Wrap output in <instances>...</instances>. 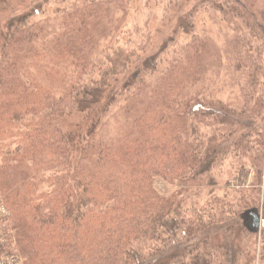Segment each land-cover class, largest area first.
<instances>
[{
	"label": "trees",
	"instance_id": "16d2710c",
	"mask_svg": "<svg viewBox=\"0 0 264 264\" xmlns=\"http://www.w3.org/2000/svg\"><path fill=\"white\" fill-rule=\"evenodd\" d=\"M137 1L0 9V264H237L258 239L264 263V2L175 0L189 23L202 9L229 26L237 105L192 89L209 70L206 36L181 43L177 29L149 57L140 18L107 28L103 8L134 18ZM120 94L123 132L103 138ZM225 163L233 195L183 194L219 182ZM157 179L183 190L162 193Z\"/></svg>",
	"mask_w": 264,
	"mask_h": 264
},
{
	"label": "rangeland",
	"instance_id": "374dc122",
	"mask_svg": "<svg viewBox=\"0 0 264 264\" xmlns=\"http://www.w3.org/2000/svg\"><path fill=\"white\" fill-rule=\"evenodd\" d=\"M16 0H8V2L0 4V9L4 6L11 9L13 6L15 7L14 12L21 13L30 11L35 2L39 0H31V1H23L17 0L18 4L21 7L15 6ZM198 0H189L190 7L196 4ZM248 2V4L252 5L254 9H259L264 0H243ZM28 2V3H27ZM175 0H138L134 2L133 5L138 6V13L136 16H123L121 12L113 11L111 8H108L112 13L110 16L106 12V8H103L101 14L103 18L108 22L107 28H111V32L116 34L118 32L119 26L123 27V23L132 24V21L140 18L141 30H143V38L142 42H146L148 39V34L150 38V49H149V57L152 55H156V53L160 52L162 48L167 43L168 39H170L177 29L183 28L178 33L179 42L183 43L192 38V34L198 33L202 36H206L208 39V48L206 52V62L208 65V73L204 77L203 82H201L198 86L195 85L192 89H196L201 87L202 89H207L204 94L212 95L216 99H222L226 102H230L231 104L235 103L237 105L242 104V99L240 96V87L235 86V80L233 79L232 73L230 72L229 64L227 59L225 58V51L229 44L226 42L225 32L229 30V26L220 22L221 16L219 13H213V11L202 10L199 11L196 16H194V21L189 23L188 21V5L183 7L182 9H177L175 5ZM29 4V5H27ZM148 6H147V5ZM129 4V6H131ZM173 5V6H170ZM181 8V7H180ZM168 9V10H167ZM167 10V11H166ZM3 11V10H2ZM8 12V9L5 10ZM1 17L5 14L2 12ZM55 17L54 13H48L45 15H40L37 17V20L40 18H47L48 16ZM169 15V16H168ZM167 17L168 19L164 20L163 18ZM241 23L236 27H239ZM176 33V32H175ZM197 34V35H198ZM167 38V40H166ZM183 41V42H182ZM142 61V59H141ZM140 61V62H141ZM139 62V63H140ZM145 63L142 62V66ZM133 71V70H132ZM119 79L110 84V89L113 91L119 90L121 85L130 80V75L128 76H120ZM185 91V94H188ZM196 92H199L196 90ZM126 101V94H120L110 106V110L105 119V124L102 128H100V134L103 138H109L111 136H115L121 132H123V125L125 118V110L124 104ZM219 142V141H218ZM216 143V142H215ZM227 163V161H226ZM225 163V170L223 176L218 179L219 182L212 183L214 180L205 183L204 185H197L194 187H188L184 189V195L191 199V201L196 204L200 203L205 205L209 199H214L216 196L223 197L224 193H230L233 195V189H236V185L233 184L232 177L229 176V168ZM212 183V184H211ZM210 184V186H209ZM156 188L162 193H173L183 190V187L178 183H169L164 181L163 179H157ZM264 199V186L262 192V200ZM255 225H260L258 223L257 218H255ZM215 239L220 237L222 240L224 239V233H216ZM220 239V240H221ZM255 250L248 254L247 258L244 256L239 258L237 264H260L259 256L261 253V242L258 239V242L253 245ZM238 251L244 250L241 246H239ZM251 250V249H250ZM247 252L245 251V254ZM254 258L255 260H252ZM13 263V262H12ZM18 263V262H17ZM14 264L16 262L14 261ZM215 264V263H214ZM262 264V263H261ZM264 264V263H263Z\"/></svg>",
	"mask_w": 264,
	"mask_h": 264
}]
</instances>
